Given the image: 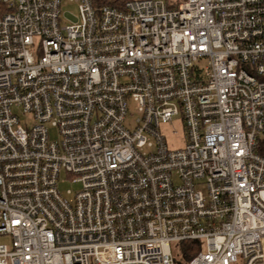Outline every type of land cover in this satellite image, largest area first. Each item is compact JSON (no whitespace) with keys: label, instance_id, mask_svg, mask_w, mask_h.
Segmentation results:
<instances>
[{"label":"built area","instance_id":"obj_1","mask_svg":"<svg viewBox=\"0 0 264 264\" xmlns=\"http://www.w3.org/2000/svg\"><path fill=\"white\" fill-rule=\"evenodd\" d=\"M70 1L0 0V264H264V0Z\"/></svg>","mask_w":264,"mask_h":264},{"label":"rangeland","instance_id":"obj_2","mask_svg":"<svg viewBox=\"0 0 264 264\" xmlns=\"http://www.w3.org/2000/svg\"><path fill=\"white\" fill-rule=\"evenodd\" d=\"M171 3L177 2V0H169ZM78 5L70 0H62L61 2V19L63 25H68L78 21ZM13 110L17 113L19 118L21 119V124L28 128L31 127L33 124V118L23 112L21 108L14 107ZM137 113L134 111V105H130V112L126 119V125L130 129H133L135 126V118ZM50 139L52 141L59 140L60 134L57 128L50 126ZM160 132L165 137L166 144L169 149L176 150L183 148L185 146V139H186V130L184 127V122L182 117H174L172 122L161 123L160 125ZM72 179L69 178L67 173L63 171L61 173L58 188L62 194V196L68 200L74 198L76 192H78L82 185L81 183H74L71 181ZM70 191V193H68ZM1 243H10V238L4 237L0 238ZM174 256L176 258V264H185L187 260L183 257V252H186V248L180 246L178 244H174L172 247Z\"/></svg>","mask_w":264,"mask_h":264},{"label":"trees","instance_id":"obj_3","mask_svg":"<svg viewBox=\"0 0 264 264\" xmlns=\"http://www.w3.org/2000/svg\"><path fill=\"white\" fill-rule=\"evenodd\" d=\"M94 1L98 5L109 4V5H113V6L122 8L123 4L127 0H94ZM258 152L262 156H264V138H262L260 140ZM185 248H186V250H185L186 251V256H185L186 260H190L200 251V248L196 247L193 243L185 244Z\"/></svg>","mask_w":264,"mask_h":264}]
</instances>
